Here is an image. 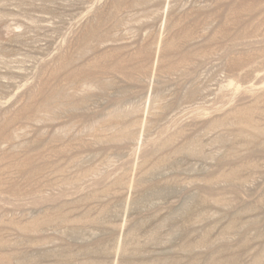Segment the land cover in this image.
I'll list each match as a JSON object with an SVG mask.
<instances>
[{
	"label": "rangeland",
	"instance_id": "374dc122",
	"mask_svg": "<svg viewBox=\"0 0 264 264\" xmlns=\"http://www.w3.org/2000/svg\"><path fill=\"white\" fill-rule=\"evenodd\" d=\"M0 264H264V0H0Z\"/></svg>",
	"mask_w": 264,
	"mask_h": 264
},
{
	"label": "bare ground",
	"instance_id": "6f19581e",
	"mask_svg": "<svg viewBox=\"0 0 264 264\" xmlns=\"http://www.w3.org/2000/svg\"><path fill=\"white\" fill-rule=\"evenodd\" d=\"M56 114V113H55ZM9 154V153H8ZM28 160V159H27ZM32 172V171H31ZM2 180V179H1Z\"/></svg>",
	"mask_w": 264,
	"mask_h": 264
}]
</instances>
